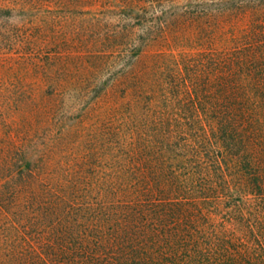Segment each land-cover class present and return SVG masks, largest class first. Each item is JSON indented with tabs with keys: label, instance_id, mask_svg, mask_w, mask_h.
<instances>
[{
	"label": "rangeland",
	"instance_id": "1",
	"mask_svg": "<svg viewBox=\"0 0 264 264\" xmlns=\"http://www.w3.org/2000/svg\"><path fill=\"white\" fill-rule=\"evenodd\" d=\"M239 1L0 0V264H80L90 234L114 244L144 199L193 198L242 228L246 178L228 158L217 176V137L185 125L207 117L171 86L264 29V6Z\"/></svg>",
	"mask_w": 264,
	"mask_h": 264
},
{
	"label": "trees",
	"instance_id": "2",
	"mask_svg": "<svg viewBox=\"0 0 264 264\" xmlns=\"http://www.w3.org/2000/svg\"><path fill=\"white\" fill-rule=\"evenodd\" d=\"M238 3L240 9L264 6V0ZM260 23H254L235 46L207 53L206 65L202 64L206 68H193L191 62L190 68H178L171 76V86L183 94L186 110L207 117L199 123L193 120L195 126L185 125L198 135L209 128L217 137L218 149L209 160L217 176L226 178L223 167L228 158L246 178L253 201L246 212L235 205L242 228L211 221L193 198L144 199L130 206L133 223L114 244L98 230L90 234L80 264H264V29ZM204 143L213 146L208 140ZM201 164L199 160L198 167ZM199 171L203 180L208 172ZM186 203L191 206L185 207ZM71 264L78 262L72 258Z\"/></svg>",
	"mask_w": 264,
	"mask_h": 264
}]
</instances>
